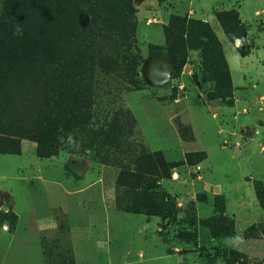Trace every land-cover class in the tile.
<instances>
[{"label": "rangeland", "instance_id": "374dc122", "mask_svg": "<svg viewBox=\"0 0 264 264\" xmlns=\"http://www.w3.org/2000/svg\"><path fill=\"white\" fill-rule=\"evenodd\" d=\"M170 1L131 0L137 22V49L132 52L138 64L129 75L123 59L97 68L92 124L74 127L57 156L40 158L37 143L29 139L19 141L11 155L0 154V264H62L74 256L72 247L77 264H176V257L161 258L168 248L158 230L163 220L165 230L176 226L182 231L175 232L173 244L196 248L206 264H229L233 258L240 264H264V14L255 17L264 0H217L222 5L214 13L216 29L210 27L230 64L233 97L219 94L223 76L217 71L222 68L213 57L208 62L211 53L200 38L182 36L186 62L177 71L166 50L165 27L177 15L170 16ZM214 1L195 0L198 20L206 18ZM240 5L253 24L252 54L245 60L239 53L244 32H225L218 19L219 13H239ZM187 8L179 5V14ZM102 18L99 28L113 35L124 26L112 14ZM111 120L118 130L106 147L98 133ZM158 152L169 163L184 164L171 170L170 179L150 177L143 187L118 185L123 165ZM202 154L204 161L192 166L203 160ZM189 155L193 158L187 162ZM90 167V174L74 180ZM63 173L73 177L71 182ZM98 176L116 194L121 212L108 211L100 184L81 196L65 194L71 183L85 187ZM81 200L87 203L84 210L70 205ZM66 207L68 218L59 212ZM211 218H219L232 234L213 237L218 230L203 224ZM195 255L186 264H196Z\"/></svg>", "mask_w": 264, "mask_h": 264}, {"label": "trees", "instance_id": "16d2710c", "mask_svg": "<svg viewBox=\"0 0 264 264\" xmlns=\"http://www.w3.org/2000/svg\"><path fill=\"white\" fill-rule=\"evenodd\" d=\"M165 1L169 0H161ZM0 5V154L11 155L19 141L29 139L37 143L38 156L49 159L60 153L63 139L75 133L74 127L86 128L92 124L97 68L116 66L123 59L129 75L138 64V56L132 52L137 49V22L133 19L132 2L0 0ZM103 13L112 14L124 23L115 35L99 28V23L105 21ZM218 19L225 32L238 29L244 32L239 53L243 57L250 55L248 27L239 13H219ZM230 22H233L232 27L225 28ZM210 25L201 20L172 16L165 27L166 50L178 71L186 62L187 42L182 36L200 38L205 50L211 53L207 56L208 62L213 57V63H219L222 68L217 71L223 76L219 94L233 97V80L223 45ZM108 40L112 41V46L107 44ZM112 120L98 133L106 147H111L118 130L116 121ZM190 157L192 155L187 162ZM202 157L203 160L191 165L203 162L205 154ZM183 164L169 163L159 152L143 153L133 165H123L117 183L128 188L143 187L150 177L170 179L171 170ZM164 195L169 193L164 192ZM149 198L154 199L153 195ZM220 219L225 224L228 221ZM218 222L219 218H211L203 224L218 230V233L213 230V237L230 236L232 229L229 233L228 225ZM182 235L188 237L191 233ZM240 261L233 258L229 264H240ZM62 264H76L74 256L64 258Z\"/></svg>", "mask_w": 264, "mask_h": 264}, {"label": "crops", "instance_id": "0c3cea01", "mask_svg": "<svg viewBox=\"0 0 264 264\" xmlns=\"http://www.w3.org/2000/svg\"><path fill=\"white\" fill-rule=\"evenodd\" d=\"M188 1V2H187ZM257 1H259V0H257ZM256 1V2H257ZM195 2V0H171L170 1V3L172 4V6H171V8H172V12H171V14H170V16L172 15V14H177V15H182V16H188L189 18H193V19H199L198 17H197V11L195 10V9H193V5L195 4L194 3ZM169 3V4H170ZM185 4V6H187L188 5V8H187V10H184L185 12H182V14H179V10H178V7H179V5L180 6H183ZM209 6H210V9L209 10H204L205 11V19L203 20V21H206V22H208V23H210L213 27H215L216 26V21H217V18L215 17V10H216V7L218 6V7H220L222 4H220V3H218V1L216 0V1H214V2H210L209 4H208ZM257 7H259V9L261 8V4L260 5H258ZM256 10V12H255V17H260V16H262V14H264V9L262 8V10ZM210 10H212L213 12V14L211 15V14H209V11ZM183 11V10H182ZM181 13V12H180ZM239 14H240V17H241V21L244 23V24H246L247 25V27H248V37H247V40H248V42L250 43V45H251V40H252V37H251V28L253 27V24H250L249 22H248V20H247V18H245L244 17V15H243V13H242V6L240 5V9H239ZM211 15V16H210ZM159 16V15H158ZM159 18L164 22V18H162V16H159ZM156 21H158V20H156ZM263 22V21H262ZM165 23V22H164ZM164 25V24H163ZM264 25V22L263 23H261V26H263ZM147 27H149L150 28V26L149 25H146ZM215 29H216V27H215ZM149 39H152V37H150ZM251 54H252V47H251ZM251 54L250 55H248V56H246V57H243L242 56V58H243V60H245V59H247V58H249L250 56H251ZM228 61V60H227ZM228 64H229V62H228ZM229 67H230V64H229ZM230 71H231V69H230ZM231 75H232V73H231ZM233 80V79H232ZM234 86V85H233ZM234 94H235V88H234ZM263 99V98H262ZM239 102H240V100H236V102H235V105H237V104H239ZM245 111V110H244ZM191 127H192V130H193V132H194V129H193V126L191 125ZM194 134H195V132H194ZM195 137H196V135H195ZM197 138V137H196ZM183 145H186V143H184V142H181ZM187 144H190V143H187ZM26 149H28L29 150V152H30V146H27L26 147ZM91 169V167L90 168H88V169H86V170H84L83 171V173L81 174V176L78 178V179H74L75 181H78V180H80V179H83L85 176H87L88 174H90L92 171L90 170ZM19 171H20V169H19ZM38 171H41L40 169L38 170ZM42 172V171H41ZM64 175H63V177L65 178V181L66 182H71V180H72V178L73 177H71V176H68V175H66L65 173H63ZM33 177H36V175H35V173L33 174ZM99 177V176H98ZM21 179H25V177H24V175L23 176H21ZM103 177H99L98 179H96L95 181H91L90 182V184H88L87 186H85V187H75V186H78V182L77 183H75V184H73V183H71V185H70V188H67V190L66 189H64V191H65V194L67 195V197L68 196H78V195H83L84 193H86V192H88V191H90L93 187H95L97 184L99 185H102V187H101V193H102V195L104 196V200H105V204L107 205V209H108V211L109 212H121V211H119V210H117V208H116V204H117V200H116V194L114 193V192H110V190H109V188H107V187H105V185L103 184ZM44 181H46V179H44ZM183 182V184H185V182L184 181H182ZM69 184V183H68ZM218 194H221V191L220 190H218ZM183 200V199H182ZM187 204H188V202L189 201H185ZM190 203V202H189ZM87 203H86V201H83V200H81L80 202H76V203H72V204H70L71 206H74V205H76V207L78 208V209H80V210H84V208L87 206L86 205ZM73 208V207H72ZM67 207H66V211H63L62 210V208H60V211L59 212H61V214L65 217V218H68L69 217V214L67 213ZM69 209H70V207H69ZM124 213V212H123ZM127 214V213H126ZM122 217V216H121ZM155 217H158V216H155ZM150 218H153V217H150ZM159 218H161V217H159ZM163 220V219H162ZM18 221H19V216H17V223H18ZM164 221V220H163ZM162 221V223H160V224H158V230H159V233H160V235H161V238L163 239V242L164 243H166L167 245H168V248H166V250L164 251V256H161V258H163V257H176V264H186L187 263V260H188V256L189 255H191V254H193V255H195V256H197V260L195 261L196 262V264H206L202 259H201V256H200V252H199V250L197 251V249L196 248H189L188 246H189V244H187L186 243V245H181V246H179V244H173V242L175 241V238H176V234L179 232H182L181 231V229H179L178 231H177V229H176V226L175 225H173V224H169V223H167V224H169V225H173V226H175V229H166L165 230V228H163V223H165V222H163ZM47 226H49V227H51L50 229H52L53 227H54V225L53 226H50V224L49 225H47ZM17 227V226H16ZM68 227V226H67ZM49 229V230H50ZM70 231V229H69V227H68V232ZM177 231V233H175ZM72 239V238H71ZM200 239H202V238H200ZM186 246V247H185ZM71 251H72V254L74 255V259H75V262H76V264H77V260H76V252H75V249L72 247L71 248ZM139 257L140 258H142L143 257V253L141 252L140 254H139Z\"/></svg>", "mask_w": 264, "mask_h": 264}]
</instances>
